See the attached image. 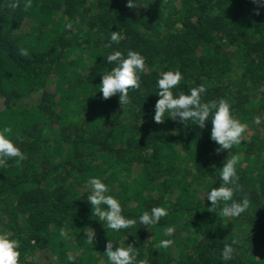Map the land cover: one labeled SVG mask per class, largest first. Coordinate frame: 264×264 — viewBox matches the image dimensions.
Returning a JSON list of instances; mask_svg holds the SVG:
<instances>
[{
	"label": "trees",
	"instance_id": "1",
	"mask_svg": "<svg viewBox=\"0 0 264 264\" xmlns=\"http://www.w3.org/2000/svg\"><path fill=\"white\" fill-rule=\"evenodd\" d=\"M138 2L130 9L127 0H31L25 10L24 0L15 9L0 0V128L11 129L24 155L0 167V233L19 241L18 264H69V255L77 264H108L107 240L136 247L146 264H264V7L253 0ZM111 31L121 40L105 47ZM21 48L29 55L20 56ZM115 50L145 60L140 87L124 106L98 91L114 66L103 57ZM169 70L183 75L174 94L203 85L205 102H229L247 125L240 144L217 153L210 124L153 121L156 81ZM232 155L241 187L234 198L250 204L225 218L202 197L219 185V168ZM91 177L103 180L127 218L153 206L168 215L150 228L138 220L120 231L103 227L86 201ZM162 239L173 243L159 248ZM225 244L234 253L222 262Z\"/></svg>",
	"mask_w": 264,
	"mask_h": 264
},
{
	"label": "clouds",
	"instance_id": "2",
	"mask_svg": "<svg viewBox=\"0 0 264 264\" xmlns=\"http://www.w3.org/2000/svg\"><path fill=\"white\" fill-rule=\"evenodd\" d=\"M19 0H10L9 7L15 9L18 7ZM253 3L264 7V0H253ZM130 9L139 8L141 5L138 0H127L125 5ZM31 7V0H24V8ZM259 10L257 9V13ZM72 25L66 24V29H71ZM121 35L118 31H111L109 42L105 47H111L112 44H119ZM19 55L26 57L29 55L27 49H19ZM108 64L114 66L101 75L99 83V92L102 99L116 95L120 106L128 105L130 102L129 91L140 87V74L145 69L144 57L133 50L122 53L119 50L110 52L103 57ZM183 75L179 70H169L160 73L156 81V96L158 99L153 106L152 119L155 123H163L166 118L175 120L183 125H197L203 129L208 123L210 127V140L217 147L215 151L219 153L222 150L232 149L234 145L240 144L242 134L247 125L241 123L232 114L229 102L223 98L219 100L204 101L202 99L206 89L203 85H197L188 90L187 94L174 89L181 83ZM191 121V123H186ZM253 123L260 125L262 123L259 115L255 116ZM11 129L7 126L0 128V167L7 166V162L15 158L22 160L23 153L17 144L9 137ZM238 158L232 155L222 163L219 168V185L208 189L205 195L210 202L209 212H217L225 218H235L244 213L248 208L250 201L242 197L239 201L234 198L235 193L241 191L238 183L239 176L236 165ZM85 188L88 190L87 202L91 209V215L96 220L113 231L127 229L137 223L147 227H153L159 224L161 218L168 215V210L164 207L153 206L149 210L143 211L137 219L127 218L122 214L120 201L109 194L108 186L99 177H91L86 181ZM223 204V207L220 205ZM91 229V228H90ZM175 229L169 226L165 230V235L171 237ZM87 242L92 245L95 232H85ZM173 241L171 239H162L159 241V248H168ZM19 241L12 238L9 233H0V264H18ZM104 253L108 264H146V261L137 260L136 247L131 244L117 246L113 248V243L108 241L105 245ZM234 249L231 244H225L221 250L220 260L227 262L232 260ZM77 257L68 256L69 264H77Z\"/></svg>",
	"mask_w": 264,
	"mask_h": 264
}]
</instances>
